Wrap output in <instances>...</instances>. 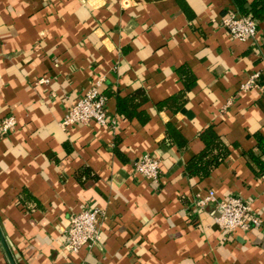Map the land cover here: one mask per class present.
<instances>
[{
	"label": "crops",
	"instance_id": "crops-1",
	"mask_svg": "<svg viewBox=\"0 0 264 264\" xmlns=\"http://www.w3.org/2000/svg\"><path fill=\"white\" fill-rule=\"evenodd\" d=\"M238 1L0 0V227L17 264H264L249 155L264 161V20L234 39L221 21ZM97 79L115 125L63 127ZM210 129L228 153L199 180L186 165ZM144 155L157 181L136 172ZM210 190L248 200L261 227L225 234L212 206H193ZM85 206L102 211V240L71 253L64 230Z\"/></svg>",
	"mask_w": 264,
	"mask_h": 264
},
{
	"label": "built area",
	"instance_id": "built-area-1",
	"mask_svg": "<svg viewBox=\"0 0 264 264\" xmlns=\"http://www.w3.org/2000/svg\"><path fill=\"white\" fill-rule=\"evenodd\" d=\"M221 24L230 31L234 39L247 41L257 34L258 21L251 15H244L233 10L223 17ZM261 77L260 72L253 73L242 84L243 90L257 86ZM49 79H41L46 83ZM103 79H97L70 107L62 126L73 124L87 125L96 123L100 126L115 125V120L109 118L107 111V96L102 91ZM16 118L9 115L1 122L2 133H10L16 128ZM136 172L146 178L157 181L160 176V161L152 156L144 155L135 161ZM195 209L200 210L212 206L215 212V222L225 234L235 230L246 231L259 228L263 224L261 216L253 209L251 203L238 195L218 198L215 191L210 190L205 197L194 201ZM102 211L97 207H83L71 216L66 224L64 248L71 253H78L84 246L93 248L102 240Z\"/></svg>",
	"mask_w": 264,
	"mask_h": 264
},
{
	"label": "trees",
	"instance_id": "trees-1",
	"mask_svg": "<svg viewBox=\"0 0 264 264\" xmlns=\"http://www.w3.org/2000/svg\"><path fill=\"white\" fill-rule=\"evenodd\" d=\"M237 7L241 14L251 15L257 21L264 20V0H239ZM202 139L205 143V149L186 165L187 174L190 177H198L199 180L209 176L228 153V149L212 129L204 133ZM257 140L261 154L264 155V136L257 135ZM249 155L259 171L264 173V161L261 157L253 153Z\"/></svg>",
	"mask_w": 264,
	"mask_h": 264
},
{
	"label": "water",
	"instance_id": "water-1",
	"mask_svg": "<svg viewBox=\"0 0 264 264\" xmlns=\"http://www.w3.org/2000/svg\"><path fill=\"white\" fill-rule=\"evenodd\" d=\"M0 242L4 248V251L8 257L10 264H17V261H16L14 255H13V252H12V250H11V248H10V246H9V244H8L4 234L2 232L1 227H0Z\"/></svg>",
	"mask_w": 264,
	"mask_h": 264
}]
</instances>
